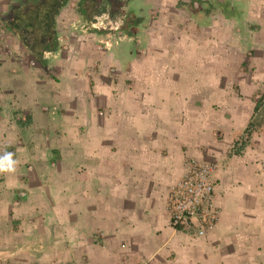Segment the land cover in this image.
<instances>
[{
  "label": "crops",
  "instance_id": "obj_1",
  "mask_svg": "<svg viewBox=\"0 0 264 264\" xmlns=\"http://www.w3.org/2000/svg\"><path fill=\"white\" fill-rule=\"evenodd\" d=\"M24 1L0 0V264H264V0H65L44 67L5 23ZM194 164L203 236L169 220Z\"/></svg>",
  "mask_w": 264,
  "mask_h": 264
},
{
  "label": "trees",
  "instance_id": "obj_2",
  "mask_svg": "<svg viewBox=\"0 0 264 264\" xmlns=\"http://www.w3.org/2000/svg\"><path fill=\"white\" fill-rule=\"evenodd\" d=\"M65 0H25L22 4L15 5L5 20L8 28L18 35V38L32 57L42 67L45 66L44 52L54 49L56 46V33L54 29V17ZM113 0H81V10L86 18L91 20L99 5ZM124 15L122 30L129 32V26L135 22V18L128 12ZM252 125L249 123L242 135L235 142L234 153H239L237 147H244L252 134Z\"/></svg>",
  "mask_w": 264,
  "mask_h": 264
},
{
  "label": "built area",
  "instance_id": "obj_3",
  "mask_svg": "<svg viewBox=\"0 0 264 264\" xmlns=\"http://www.w3.org/2000/svg\"><path fill=\"white\" fill-rule=\"evenodd\" d=\"M170 224L175 229L203 236L213 230L217 218L216 193L209 170L194 164L187 175L180 178L168 195Z\"/></svg>",
  "mask_w": 264,
  "mask_h": 264
},
{
  "label": "clouds",
  "instance_id": "obj_4",
  "mask_svg": "<svg viewBox=\"0 0 264 264\" xmlns=\"http://www.w3.org/2000/svg\"><path fill=\"white\" fill-rule=\"evenodd\" d=\"M11 156V153H6L3 157H0V172L15 170Z\"/></svg>",
  "mask_w": 264,
  "mask_h": 264
},
{
  "label": "rangeland",
  "instance_id": "obj_5",
  "mask_svg": "<svg viewBox=\"0 0 264 264\" xmlns=\"http://www.w3.org/2000/svg\"><path fill=\"white\" fill-rule=\"evenodd\" d=\"M125 1H127V0H113V7L114 8H118V10L120 11L121 9H123L124 8V6L123 5H121L122 4V2H125ZM116 2V3H115ZM106 5V4H105ZM125 10L127 11V9L125 8ZM259 97V96H258ZM233 150V149H232ZM216 198H217V196H216Z\"/></svg>",
  "mask_w": 264,
  "mask_h": 264
}]
</instances>
